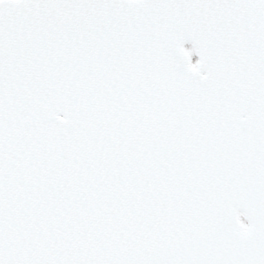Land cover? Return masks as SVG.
Returning <instances> with one entry per match:
<instances>
[{
	"label": "snow or ice",
	"instance_id": "1",
	"mask_svg": "<svg viewBox=\"0 0 264 264\" xmlns=\"http://www.w3.org/2000/svg\"><path fill=\"white\" fill-rule=\"evenodd\" d=\"M0 264H264V0H0Z\"/></svg>",
	"mask_w": 264,
	"mask_h": 264
}]
</instances>
